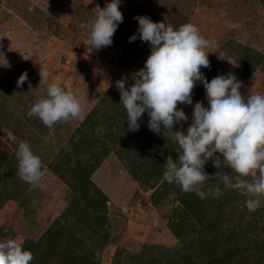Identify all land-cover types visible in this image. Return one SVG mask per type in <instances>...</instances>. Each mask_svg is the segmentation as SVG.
<instances>
[{
	"label": "rangeland",
	"instance_id": "obj_1",
	"mask_svg": "<svg viewBox=\"0 0 264 264\" xmlns=\"http://www.w3.org/2000/svg\"><path fill=\"white\" fill-rule=\"evenodd\" d=\"M106 2L0 0V238L24 247L57 232L32 264H264V206L249 212L233 190L201 199L169 188L162 174L175 147L148 128L147 113L128 131L115 86L132 83L150 54L146 42L128 40L134 17L147 15L199 32L209 45L205 82L231 72L242 95L264 93V0H122L113 44L90 51L88 26ZM44 69L82 105L51 128L26 115L46 95ZM199 105L207 107L198 87L193 109L182 110L189 121ZM21 141L43 161L42 189L17 175ZM205 171L217 170L209 162Z\"/></svg>",
	"mask_w": 264,
	"mask_h": 264
},
{
	"label": "clouds",
	"instance_id": "obj_2",
	"mask_svg": "<svg viewBox=\"0 0 264 264\" xmlns=\"http://www.w3.org/2000/svg\"><path fill=\"white\" fill-rule=\"evenodd\" d=\"M121 3L110 0L103 8L97 7L88 26L90 51L113 44L114 33L123 23ZM134 19L138 27L129 43L139 38L148 44L150 54L132 75V83L126 87V78H121L115 86L127 115L128 131H138L142 115L147 113L148 128L175 147V159L166 161L163 182L181 192H194L201 199L209 195L219 198L225 190L236 191L245 197L249 212L264 206V93L242 95L241 82L231 72L205 82L201 73L210 71L209 45L190 23L177 27L153 22L147 15ZM39 75L46 95L34 102L27 117H37L47 128L77 118L82 112L80 99L50 82L48 70H40ZM27 79L25 71L17 87ZM198 87L205 92L207 107L196 106L189 121L182 110L193 109ZM16 159L20 179L33 189H42L43 161L28 142L18 144ZM209 162L217 170L214 175L205 171ZM212 177H219L220 183L206 187ZM33 260V253L15 238H0V264H32Z\"/></svg>",
	"mask_w": 264,
	"mask_h": 264
},
{
	"label": "trees",
	"instance_id": "obj_3",
	"mask_svg": "<svg viewBox=\"0 0 264 264\" xmlns=\"http://www.w3.org/2000/svg\"><path fill=\"white\" fill-rule=\"evenodd\" d=\"M162 175H164V173L162 174ZM87 180L89 181V179L87 178ZM87 180H85V182L87 183ZM88 184V183H87ZM181 200L185 203V204H187V205H189L190 203H188V201H186V200H184V197L182 196L181 197ZM61 234H62V232H61ZM57 235H59L57 232L54 234V236H50L49 238H48V240L47 241H45V243L46 244H48L49 243V239H51L52 240V238L54 237L55 238V236H57ZM57 240V239H56ZM45 243H43V242H41V243H38V245H36V244H34V243H28L27 245H25L23 248L24 249H27V250H30L32 253H33V256H35V255H40V254H42V252L43 251H40V253L38 252V249H42V247H46V245H45ZM51 243H53V240L51 241ZM34 249H36V250H34ZM45 251H46V249H44ZM44 251V252H45ZM60 254L61 255H65V254H69V252H68V250H62L61 252H60ZM67 255H66V257H67ZM64 262V263H63ZM63 262H61L62 264H68V258H66L65 260H63ZM59 264H60V262H59Z\"/></svg>",
	"mask_w": 264,
	"mask_h": 264
}]
</instances>
